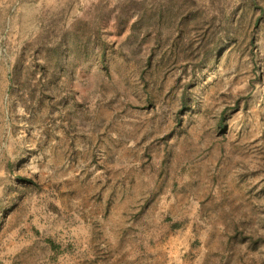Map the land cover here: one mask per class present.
Wrapping results in <instances>:
<instances>
[{"label":"rangeland","instance_id":"1","mask_svg":"<svg viewBox=\"0 0 264 264\" xmlns=\"http://www.w3.org/2000/svg\"><path fill=\"white\" fill-rule=\"evenodd\" d=\"M0 264H264V0H0Z\"/></svg>","mask_w":264,"mask_h":264}]
</instances>
